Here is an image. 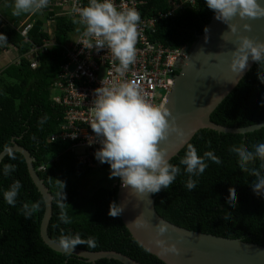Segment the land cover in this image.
Here are the masks:
<instances>
[{"label": "trees", "instance_id": "1", "mask_svg": "<svg viewBox=\"0 0 264 264\" xmlns=\"http://www.w3.org/2000/svg\"><path fill=\"white\" fill-rule=\"evenodd\" d=\"M13 5L14 0H0V35L6 38L0 41L15 48L20 55L17 65L10 64L1 72L0 152L9 147L13 140L29 153L34 170L45 166L36 174L52 197L47 236L58 243L61 236L79 234L84 241L93 238L95 247L82 243L76 249L114 251L139 264H163L130 237L119 216L108 215L109 204L116 203L117 183L112 189L98 187L88 197L79 195L71 178L83 176L82 173L88 170L78 167L73 154L66 151L69 143L47 141L58 130L62 120L60 108L54 106L50 98L51 84L63 63L59 45L64 43L75 24L64 17L53 19L51 37L55 45L37 55L38 66L31 70L22 55L32 46L43 45L50 37L43 32L44 19H38L35 15L31 29L22 38L16 27L29 13L13 15ZM148 6L151 13L168 10L161 0H151ZM212 15L204 0H195L193 7H186L169 18L160 19L156 24L154 39L169 48L182 45L192 48ZM259 71L260 68L254 63L212 112L211 122L227 128H242L264 120V107L261 106L264 103V85L257 78ZM45 117L46 120L40 123ZM258 142H264V127L245 135L198 131L169 162L179 165L187 146L192 145L198 155L212 151L220 158L221 164L207 161L208 167L203 174L194 177L197 184L191 191L184 187L188 177L183 173V166H180L181 174L174 182L168 188L152 194L157 215L189 231L239 239L264 247V198L253 194L249 185L254 177L240 171L238 161L230 151L233 146L250 147ZM5 164L14 165L15 171L8 176L0 173V264H121L107 259L86 263L45 246L39 236L44 204L29 178L24 159L18 153H10L1 160L0 169ZM13 181H19L21 189L15 206H9L3 200L2 191ZM230 190L237 193V202L233 207L227 205ZM25 203L38 205L27 219L22 210ZM61 216H66L69 222H63Z\"/></svg>", "mask_w": 264, "mask_h": 264}, {"label": "clouds", "instance_id": "2", "mask_svg": "<svg viewBox=\"0 0 264 264\" xmlns=\"http://www.w3.org/2000/svg\"><path fill=\"white\" fill-rule=\"evenodd\" d=\"M262 2L264 0H204L206 7L213 12L214 18L227 25L232 34L237 32L236 26L230 23L235 17L252 22H264ZM48 4L49 0H14L12 14H35L45 9ZM73 11L79 17L76 22L84 27L80 43L83 48L96 51L110 50L119 62L116 72L123 74L135 59L139 12L124 4L117 6L114 0H88L87 6L74 7ZM243 27L248 30L247 24ZM4 39L6 38L0 35V40ZM236 39L235 50L231 53L230 70L242 76L248 70L251 61L260 68L257 78L264 85V45L254 44L246 36H237ZM261 106L264 107V103ZM169 117L170 112L167 108L150 103L142 90L133 83L125 82L118 86L96 89L90 128L98 138L100 147L94 152V159L100 164L107 163L110 176L118 178L123 188H131L137 194H156L168 188L181 174L180 166H183V173L188 177L184 187L189 191L193 190L197 184L194 177L198 178L203 174L208 167L207 161L219 165L221 160L212 151L198 155L196 149L188 145L185 155L179 160V165L170 163L166 153L158 147L159 142L165 140L170 133L179 134L175 121ZM44 120L46 117L40 123ZM230 151L236 157L240 171L254 177L249 185L253 194L264 198V142H258L250 147L233 146ZM37 168L34 170L35 173ZM13 171L15 166L11 164H5L0 169L4 176ZM20 189V182L13 181L2 191L4 202L9 206H15ZM229 196L227 205L233 207L237 202L236 191L230 190ZM37 208L36 203L23 204L24 217L27 219ZM121 212L120 205L115 202L109 204L110 217H118ZM60 219L65 223L69 222L66 216H61ZM136 223L138 227L149 226L139 219ZM166 230L164 224L157 226L156 237L163 235ZM82 243L95 247L93 238L84 241L79 234L61 236L58 246L70 254ZM155 244L161 250V254L178 253L174 244H166L164 240L157 238Z\"/></svg>", "mask_w": 264, "mask_h": 264}, {"label": "water", "instance_id": "3", "mask_svg": "<svg viewBox=\"0 0 264 264\" xmlns=\"http://www.w3.org/2000/svg\"><path fill=\"white\" fill-rule=\"evenodd\" d=\"M261 6L264 7V2ZM230 23L236 26V34H232L227 25L217 21L213 14L174 76L164 107L170 112L169 119L175 121L179 134L170 133L158 144L169 161L176 157L200 130L245 135L264 127V120L242 128H227L216 125L210 120L212 112L254 64L250 61L248 70L242 76L230 70L231 53L235 50L237 36H246L254 44L264 45V22H252L235 17ZM245 24L248 25V30L244 29ZM10 153H18L22 156L29 178L43 200L44 210L39 236L45 246L56 253L67 254L86 263L107 259L121 264H139L114 251L89 252L76 248L70 254L63 251L58 243L47 236L52 197L35 173L32 166L33 159L26 150L11 140L10 146L0 152V162ZM116 189V203L122 207L119 217L123 226L142 249L163 264H264L263 246L174 226L157 215L152 194L141 195L131 188H123L119 179ZM137 219L145 221L149 226L138 227ZM160 224L166 225L167 230L163 235L156 237L155 229ZM157 238L164 240L166 244H174L178 253L161 254V250L155 244Z\"/></svg>", "mask_w": 264, "mask_h": 264}, {"label": "built area", "instance_id": "4", "mask_svg": "<svg viewBox=\"0 0 264 264\" xmlns=\"http://www.w3.org/2000/svg\"><path fill=\"white\" fill-rule=\"evenodd\" d=\"M151 0H114L119 6L135 8L140 14L137 31L138 38L135 45L136 54L132 64L123 74L116 72L119 62L110 50L84 49L81 43V33L84 27L76 22L79 17L74 13V7L87 6L88 0H49L44 12L43 32L52 35L53 19L64 17L75 24V28L68 33L67 39L59 45L63 63L53 80L50 92L54 106L60 108L62 120L58 130L50 135L48 142L61 141L69 143L66 151L73 154L78 167L88 171H108L107 163L100 164L94 159V152L100 147L98 138L90 128L91 109L95 99V90L100 87L118 86L130 82L139 87L146 99L155 105H162L169 95L175 72L186 60L190 47L182 45L169 48L154 39L156 24L160 19L173 16L176 12L192 7L195 0H161L168 6V10L151 13L148 5ZM40 11V12H41ZM29 15L16 27L18 34L25 38L31 29L36 15ZM32 18V19H31ZM31 19V20H30ZM52 37L39 47L32 46L22 55L28 62V67L34 70L38 66L37 55L44 53L54 46ZM17 60L14 65H17ZM44 170L39 166L37 171Z\"/></svg>", "mask_w": 264, "mask_h": 264}, {"label": "rangeland", "instance_id": "5", "mask_svg": "<svg viewBox=\"0 0 264 264\" xmlns=\"http://www.w3.org/2000/svg\"><path fill=\"white\" fill-rule=\"evenodd\" d=\"M44 16V12H39V18ZM3 43L0 41V52L4 49ZM0 53V63L5 64L8 60L2 61ZM83 176L71 178L73 187L79 192V195H90L98 187L112 189L118 178L111 177L108 171H87L82 173Z\"/></svg>", "mask_w": 264, "mask_h": 264}, {"label": "crops", "instance_id": "6", "mask_svg": "<svg viewBox=\"0 0 264 264\" xmlns=\"http://www.w3.org/2000/svg\"><path fill=\"white\" fill-rule=\"evenodd\" d=\"M4 47L5 48L0 52L2 56L1 60L5 62L6 60L8 61L5 64L0 63V79H1V72L3 71V69L10 64L16 63L17 60L20 59V55L17 53V50L15 48H13L12 46H8V45H4Z\"/></svg>", "mask_w": 264, "mask_h": 264}]
</instances>
